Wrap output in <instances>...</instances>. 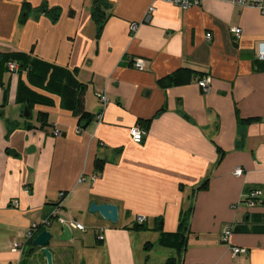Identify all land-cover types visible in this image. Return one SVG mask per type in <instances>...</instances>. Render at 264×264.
Returning a JSON list of instances; mask_svg holds the SVG:
<instances>
[{
    "label": "crops",
    "instance_id": "obj_1",
    "mask_svg": "<svg viewBox=\"0 0 264 264\" xmlns=\"http://www.w3.org/2000/svg\"><path fill=\"white\" fill-rule=\"evenodd\" d=\"M108 1L98 36L94 0H0V53L77 69L94 114L79 125L74 96L31 85L25 71L13 75L0 61V264H47L41 248L28 253L26 235L46 219L58 222L59 201V216L85 229L73 228L72 241L50 242L55 264H264V13L223 0L189 8ZM45 3L60 7L56 21L41 11ZM181 68L189 70L185 82L160 84ZM205 76L208 91L198 84ZM20 80L44 98L20 102ZM136 124L147 130L140 143L130 134ZM253 189L262 194L248 207ZM93 201L118 205V222L90 213ZM191 207L183 244H162V233L178 231ZM138 215L146 220L135 228ZM16 241L26 243L22 252ZM232 246L247 252L234 255Z\"/></svg>",
    "mask_w": 264,
    "mask_h": 264
},
{
    "label": "trees",
    "instance_id": "obj_2",
    "mask_svg": "<svg viewBox=\"0 0 264 264\" xmlns=\"http://www.w3.org/2000/svg\"><path fill=\"white\" fill-rule=\"evenodd\" d=\"M26 6V5H25ZM110 7V2L108 0H94V5L92 9V16L98 25V36L102 33L106 22V10ZM41 11L49 14L51 18L56 21L61 13L60 7H48L45 3L40 7ZM25 21V17L22 18ZM14 60L19 64V71H25L27 73L29 82L31 85L40 87L46 90H51L63 94L66 96H74L75 101L72 106L73 114L78 117L79 125H85L90 119L94 117L92 112L85 109V91L87 84L81 82L77 77V69H70L64 66L57 65L55 63L46 61L37 56H32L31 54L10 52V53H0V61L8 63V61ZM189 72L188 69H178L168 77L160 79V84L164 85L169 82L171 84L183 83L187 80L186 75ZM9 87L4 88V102L8 100ZM25 97V98H24ZM44 98V97H43ZM42 96L33 91L27 84L20 80L18 88V100L25 103H36L40 102ZM40 119L43 124L47 122V113L41 112ZM258 120V118H249L247 121ZM151 123V119H147L141 124L148 128ZM105 165V160L98 158L96 160V170L98 172L103 171ZM206 182L200 186L204 188ZM260 190V189H256ZM59 201L55 205H59ZM192 212V207L180 214V225L179 229L173 233H162L161 243L171 244V246L179 247L183 244L184 239H186V234L189 229V218ZM143 226V223L136 222L135 228ZM41 231V230H40ZM32 243V239L28 241Z\"/></svg>",
    "mask_w": 264,
    "mask_h": 264
},
{
    "label": "built area",
    "instance_id": "obj_3",
    "mask_svg": "<svg viewBox=\"0 0 264 264\" xmlns=\"http://www.w3.org/2000/svg\"><path fill=\"white\" fill-rule=\"evenodd\" d=\"M162 1L176 4L182 8H189V7H192L194 5H199L201 3V0H162ZM223 1L232 3L234 5H240V6H245V5L253 6V7L258 8L262 13H264V0H223ZM154 8L155 7L152 5L149 9V12H152L154 10ZM136 28H137V24L136 23L132 24L131 29L136 30ZM233 32L235 33L236 37H240L242 29L240 27H234ZM208 38H211V35H208ZM258 56L260 59L264 60V45H262L260 47L259 52H258ZM135 67L140 69V70H143L144 69V61L142 59H137V61L135 62ZM7 68L9 70V72L13 75H16L19 72V64L14 60L8 61ZM210 81H211L210 77L205 76L198 81V84L205 91H208L211 87ZM99 99L102 102L104 107L108 104V97H107V94L105 92L99 94ZM102 115H103V112H100L97 114V117L99 120L102 118ZM56 134H59V132L56 131ZM130 134H131V136L135 142L140 143V142H143V140L146 138L147 130L145 128L141 127V125L136 124V125L131 127ZM243 173H244V170L241 167H237L234 171V174L236 176H241V175H243ZM92 178L94 180L96 178V176L94 175V176H92ZM84 179H85L84 177L81 178V180H84ZM261 194H262L261 190L253 189L246 195L244 201L246 202L248 207H253L256 205ZM61 195H64V193L62 192ZM14 204L16 206H18V202H14ZM59 206H60V204L56 205V207L54 209V212H53L54 217H56L61 222H68L72 226V228H76V229H80V230L85 229V226L82 223L78 222L77 220L70 219V220L66 221L63 217L59 216L58 211H57ZM145 220H146V217L144 215H138L136 218V221L138 223H143V222H145ZM50 222H51L50 219H46V220L42 221L41 223L35 224L28 231V233L26 235V238H27L26 242H28L30 239L33 238L36 230L40 229L41 227L49 225ZM233 230H234L233 224H229L226 226V228L223 231L224 241H226V242L230 241V236H231ZM102 238H103V236H101V234H99L98 239H102ZM25 244L26 243H24V242L16 241L13 244V249L22 252L24 250ZM232 252L234 255H238V254L246 253L247 249L242 248V247H238V246H232Z\"/></svg>",
    "mask_w": 264,
    "mask_h": 264
},
{
    "label": "water",
    "instance_id": "obj_4",
    "mask_svg": "<svg viewBox=\"0 0 264 264\" xmlns=\"http://www.w3.org/2000/svg\"><path fill=\"white\" fill-rule=\"evenodd\" d=\"M26 115H28V113ZM89 212L99 213L103 218L113 224L117 223L119 219V207L113 203H97L93 201L89 206ZM73 238L74 230L68 222H61L58 220L54 226L51 225L50 222L46 227H41L35 231L32 238L33 246L29 249L28 253L31 254L37 248H41L46 256L47 264H55L53 252L49 248L50 242L53 240L67 242L74 240Z\"/></svg>",
    "mask_w": 264,
    "mask_h": 264
},
{
    "label": "rangeland",
    "instance_id": "obj_5",
    "mask_svg": "<svg viewBox=\"0 0 264 264\" xmlns=\"http://www.w3.org/2000/svg\"><path fill=\"white\" fill-rule=\"evenodd\" d=\"M103 230L101 229V236H103V232H102Z\"/></svg>",
    "mask_w": 264,
    "mask_h": 264
}]
</instances>
